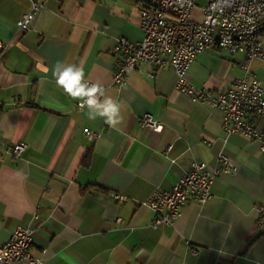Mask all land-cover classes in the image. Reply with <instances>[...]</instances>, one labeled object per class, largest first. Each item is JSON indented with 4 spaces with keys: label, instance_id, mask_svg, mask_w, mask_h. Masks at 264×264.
Here are the masks:
<instances>
[{
    "label": "crops",
    "instance_id": "1",
    "mask_svg": "<svg viewBox=\"0 0 264 264\" xmlns=\"http://www.w3.org/2000/svg\"><path fill=\"white\" fill-rule=\"evenodd\" d=\"M34 1L0 0V142L24 143L18 160L0 149V244L21 225L33 229L30 254L43 264H264L260 142L226 137L219 111L173 89L170 66L141 63L121 84L112 79L116 40L141 39L138 9L148 0H40L29 27L18 29ZM58 62L82 65L90 83L104 86L121 105V123L89 120L56 85ZM188 74L214 89L253 74L264 88V60L226 49L198 53ZM145 113L160 131L141 124ZM84 128L98 136L88 139ZM218 153L237 169L216 176L212 197L186 204L173 225L150 226L153 212L140 202L152 189L171 188L192 161L215 167Z\"/></svg>",
    "mask_w": 264,
    "mask_h": 264
},
{
    "label": "built area",
    "instance_id": "2",
    "mask_svg": "<svg viewBox=\"0 0 264 264\" xmlns=\"http://www.w3.org/2000/svg\"><path fill=\"white\" fill-rule=\"evenodd\" d=\"M30 9L17 20L18 29L29 27L40 0L31 2ZM197 0H148L138 9L142 37L132 42L118 37L115 49L119 52L113 81L121 84L129 70L141 63L155 68L170 66L176 76L174 88L190 102L210 106L221 114V125L226 137L239 133L260 142L264 149V88L253 74L235 77L226 89L200 87L188 76V69L195 56L206 49H226L240 53L247 60L258 57L264 60V0H205L201 17H192ZM153 73L148 72L147 77ZM105 89V87L103 86ZM80 106V103H78ZM140 122L153 131H160L162 124L152 114L145 113ZM88 139L98 132L84 128ZM24 143L3 144L0 149L10 153L14 160L20 158ZM172 148L168 144L163 154ZM217 164L210 167L204 161H192L187 171L169 189L155 186L140 202L153 212L150 226L173 225L189 202L203 204L212 197V185L220 173H234L237 166L228 155L218 153ZM114 200H125L114 193ZM256 226L264 230V209H260ZM121 222L122 218H117ZM33 229L16 226L9 239L0 244V264H43L40 257L30 254ZM193 252H196L193 249Z\"/></svg>",
    "mask_w": 264,
    "mask_h": 264
},
{
    "label": "clouds",
    "instance_id": "3",
    "mask_svg": "<svg viewBox=\"0 0 264 264\" xmlns=\"http://www.w3.org/2000/svg\"><path fill=\"white\" fill-rule=\"evenodd\" d=\"M38 70L47 74L49 69L44 65H38ZM56 85L73 100L80 103V107L87 108L89 120L97 117L104 118L106 124L115 128L121 123V105L110 95L100 83H90L85 78L82 65L57 63L53 70Z\"/></svg>",
    "mask_w": 264,
    "mask_h": 264
},
{
    "label": "trees",
    "instance_id": "4",
    "mask_svg": "<svg viewBox=\"0 0 264 264\" xmlns=\"http://www.w3.org/2000/svg\"><path fill=\"white\" fill-rule=\"evenodd\" d=\"M88 156V155H87ZM87 156H86V158H87Z\"/></svg>",
    "mask_w": 264,
    "mask_h": 264
}]
</instances>
